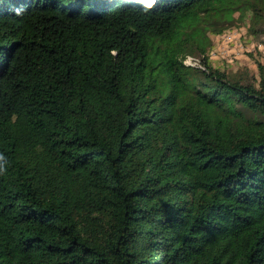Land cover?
<instances>
[{
	"label": "trees",
	"instance_id": "obj_1",
	"mask_svg": "<svg viewBox=\"0 0 264 264\" xmlns=\"http://www.w3.org/2000/svg\"><path fill=\"white\" fill-rule=\"evenodd\" d=\"M234 9L264 34V0H0V264H264V62L207 50Z\"/></svg>",
	"mask_w": 264,
	"mask_h": 264
},
{
	"label": "rangeland",
	"instance_id": "obj_2",
	"mask_svg": "<svg viewBox=\"0 0 264 264\" xmlns=\"http://www.w3.org/2000/svg\"><path fill=\"white\" fill-rule=\"evenodd\" d=\"M235 23L227 26L226 31H232L235 39L227 43L221 34H210L208 53L211 63L231 75H243L259 85L260 75L257 61L264 62V34L253 35L248 30V24L240 18L234 9ZM259 44H262L259 47Z\"/></svg>",
	"mask_w": 264,
	"mask_h": 264
},
{
	"label": "built area",
	"instance_id": "obj_3",
	"mask_svg": "<svg viewBox=\"0 0 264 264\" xmlns=\"http://www.w3.org/2000/svg\"><path fill=\"white\" fill-rule=\"evenodd\" d=\"M222 39L227 43H231L235 39V34L232 31H226L223 34ZM261 46L262 44H259V47ZM184 62L188 65H200L198 58L191 55H186V57L184 58Z\"/></svg>",
	"mask_w": 264,
	"mask_h": 264
}]
</instances>
